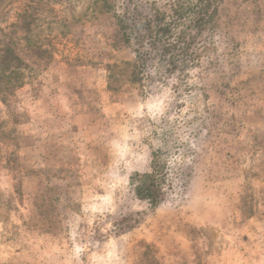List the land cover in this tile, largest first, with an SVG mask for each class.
<instances>
[{
	"label": "rangeland",
	"instance_id": "rangeland-1",
	"mask_svg": "<svg viewBox=\"0 0 264 264\" xmlns=\"http://www.w3.org/2000/svg\"><path fill=\"white\" fill-rule=\"evenodd\" d=\"M94 1L0 0L30 67L0 70V264H264V0H224L190 78L139 84ZM141 1L174 25L189 5ZM153 160L157 208L132 180Z\"/></svg>",
	"mask_w": 264,
	"mask_h": 264
},
{
	"label": "trees",
	"instance_id": "trees-1",
	"mask_svg": "<svg viewBox=\"0 0 264 264\" xmlns=\"http://www.w3.org/2000/svg\"><path fill=\"white\" fill-rule=\"evenodd\" d=\"M185 1H189L188 7L175 11L176 22L183 20L181 25H174L165 12L141 0H122L120 5L116 4V0L94 1L97 10L114 18L116 42L132 49L134 60L126 62L132 83L139 84L145 74L150 78L180 74L188 79L192 71L208 58L211 39L205 38L217 32L224 0ZM11 46L3 41V50L0 49L3 79L18 76L21 69L30 68ZM126 72L127 69L117 67L113 73L116 75L111 77L112 82H118V78L124 77ZM151 168L150 172L136 173L132 180L136 198L157 208L166 201L173 187L167 184L168 175L161 166L157 167L154 160ZM133 226L127 225L128 228Z\"/></svg>",
	"mask_w": 264,
	"mask_h": 264
}]
</instances>
